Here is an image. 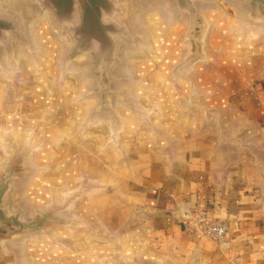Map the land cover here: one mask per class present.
Instances as JSON below:
<instances>
[{"label": "crops", "instance_id": "crops-1", "mask_svg": "<svg viewBox=\"0 0 264 264\" xmlns=\"http://www.w3.org/2000/svg\"><path fill=\"white\" fill-rule=\"evenodd\" d=\"M254 2L258 12L250 22L237 25L239 29L231 28L222 14L213 15L211 8L197 9L198 48L192 51L199 55L178 68L189 52L187 19L158 20L140 50L144 55L130 66L135 91L127 95L129 106L108 117L92 110L61 113L60 128L49 127L51 139H44L42 147L36 141L43 151L37 155L43 168L30 178L33 199L28 205L51 206L54 214L67 219L71 198L79 229L85 220L84 195L92 198L87 213H95L93 196L103 193L109 198V239L120 238L119 250H105L107 264H132L135 259L141 264H264V0ZM55 81L50 76L44 83ZM25 83V78L19 82ZM4 94L1 118L9 115L4 102L14 103L17 97L7 87ZM18 109L14 105L10 114L33 115L44 122L53 117L51 112L32 114L30 103L27 111ZM44 128L48 130L45 126L38 132L49 138ZM85 181L92 187L87 192ZM133 182L150 192L153 187L170 189L174 203L152 204L146 191H133ZM63 205L65 209H55ZM197 212L228 224L224 245L182 231L183 221ZM156 232L159 240L153 238ZM65 234L50 236L56 251L49 238L36 243L48 244L42 247L41 262L101 264L99 252L69 254ZM154 244L157 248L148 258ZM33 258V264L40 263L35 252Z\"/></svg>", "mask_w": 264, "mask_h": 264}, {"label": "rangeland", "instance_id": "rangeland-1", "mask_svg": "<svg viewBox=\"0 0 264 264\" xmlns=\"http://www.w3.org/2000/svg\"><path fill=\"white\" fill-rule=\"evenodd\" d=\"M209 2L211 5V8H213V15H217L216 12L219 14L221 13L224 18H227V21L231 23L232 28H235L234 24L240 25L244 24L243 18L238 14L236 8L234 7L235 1L234 0H204ZM1 3V2H0ZM114 8H113V15L118 19L115 21L120 29L126 30L128 33L127 39L124 37L126 42L128 44H132V48L130 50L128 57L124 58V61L121 63V66L116 70L115 72V81L118 80H126L127 78L125 76H128L129 80L134 82V74H131L129 72L131 63L134 64L137 61V57L144 55L140 49H142V42L140 34L143 31H147V26L152 25L157 20H161V18L164 17V19L172 18V9H174V0H116L113 1ZM140 7H142V13L139 12ZM143 7L146 8L143 10ZM124 9V10H123ZM19 10V9H18ZM19 12H22L20 9ZM111 13V14H112ZM132 17L129 19V22H125L128 16ZM14 16L13 14L9 13L7 7H4V5H0V19L4 20H10L12 21L13 28L11 31H3L0 37V82H6L8 83L7 86L0 84V99L4 97L5 88H9V91H13L14 94L17 96L15 99V102L12 103L10 101L4 102V111L5 113L9 114L4 117H0V128H1V134H3V137L1 138V142H3L2 150L0 151V159L2 158L4 161V164L6 160L9 158V155L11 152H14L16 154L14 165L22 167V162L25 157H27V161L29 163L30 167L34 166V162H36L35 157L37 158V155L39 152L37 148H39L40 144H38L39 141H42L44 139H51L49 137V133L45 136L43 133H39L38 130H42V124H51V121L53 120V117L51 120L47 119L46 122H44V118H37L34 119L33 115L31 117H18L11 115L10 113L13 110L14 105L19 106L20 111H27L28 103L31 104L32 107V114L35 112L36 114L42 115L43 113L50 115V111L52 109H59L61 110V107L67 110L74 109H82L83 106L87 110H91L93 108H98L99 110H102V113L105 114L108 117V114H114V110H117L123 106V103L121 101H118L115 98H121L120 95L124 92H126L127 88H125L124 85H118V86H112L109 89L107 88V83L104 81L108 78V72L106 74H99V82L100 85H87L82 84L83 82L82 78L80 77H87L86 73H82V69H76V68H66L69 67L67 64H69L70 61H84L87 58L83 55L84 53H88L91 60H94L96 57V47L93 46L89 47L84 46L83 49L80 48L77 52V41H75V36L73 33L71 34V45L65 44L64 40L61 38L60 34L56 32V28L53 26L50 20L47 19V17H41V16H35L34 17V23H33V30L30 35H25V33L21 32L16 28V25L23 23L25 20L22 19V17ZM22 25V24H21ZM128 25V26H127ZM21 32V33H20ZM14 36V38H13ZM28 39L30 40V43H28ZM123 39V38H122ZM123 39V40H124ZM15 40V42L13 41ZM22 43L23 46H19ZM125 42V41H124ZM73 46L72 50L71 47ZM18 51V55L15 51ZM91 50V51H90ZM68 51V53H67ZM77 52V53H76ZM17 56L18 58L16 59ZM5 57H8L6 59ZM114 58V56H113ZM117 58V57H116ZM101 59H110L102 57ZM7 60V61H6ZM22 61L30 62L27 66V70L24 71L23 68H21L20 63L22 64ZM49 60L52 61V64L49 65L52 68V72L54 74L53 80L60 82L61 80H67L66 84L60 85L55 81L52 85H47V90L44 92V88H42V85L36 83V85L32 84V82H35L34 77L40 78V72L42 69V66H38L40 61ZM114 60V59H113ZM112 60V61H113ZM48 61V62H49ZM107 61V60H106ZM71 64V63H70ZM54 65V66H53ZM33 66V67H32ZM34 66H36L34 68ZM60 67V68H59ZM31 71V72H30ZM77 71V72H76ZM126 74L125 75V72ZM85 72V71H84ZM39 73V74H38ZM103 73V71H102ZM113 73V72H112ZM43 75V74H42ZM111 75V71L109 73ZM113 76H111L112 78ZM15 78H18L22 81V78H25V84H18L12 85L11 80ZM30 80V84H28ZM39 79H37L38 81ZM128 80V79H127ZM77 82V84H76ZM96 82V80H95ZM2 83V82H1ZM104 83V84H103ZM133 84V83H132ZM51 86V87H50ZM75 87V88H74ZM34 88H36V92L34 94ZM91 88V89H90ZM94 88V89H93ZM134 89V86L131 89ZM43 89V91H42ZM100 92V96L104 98L102 101H98V98L96 99L92 93L94 92ZM87 99L84 100L85 105L81 104L79 107H76V103L74 100L77 97L83 96ZM109 96L111 100L109 99ZM74 99L71 102H68L66 105L67 99ZM107 99V100H106ZM47 108L49 109H46ZM56 106V107H54ZM54 107V108H50ZM17 110V109H15ZM60 116V114H59ZM105 117V122L108 120V118ZM104 120V119H103ZM56 125L60 124V117L56 118V121H54ZM14 126V129H16V132H12V128ZM35 127L34 130L35 134L31 129ZM31 128V129H30ZM15 131V130H14ZM44 131V130H43ZM39 133V135H37ZM58 140V138H57ZM38 141V142H36ZM58 142V141H57ZM45 143L43 142L42 145ZM41 145V147H42ZM43 156V153H41ZM29 155V156H28ZM33 156V157H32ZM34 160V162L32 161ZM8 163V162H7ZM17 168V167H16ZM9 169V166H8ZM37 167L33 170V173L37 171ZM9 171V170H8ZM12 171V170H10ZM29 171V170H28ZM28 179L22 182L21 185V191L20 193H23L26 186H27ZM147 182V181H146ZM118 183V182H117ZM121 184V182H119ZM149 181L146 183L148 184ZM123 184V183H122ZM83 191L87 192L92 189L91 183L85 181L83 184ZM102 185V184H101ZM103 188L107 189V186L104 185ZM102 189V186H101ZM133 191H141L142 193L146 194V198L151 200V203L154 205H164V204H173L172 200V192L170 189H163L161 187H153L152 192H150L149 187H144L143 184L139 185L136 182H133L132 184ZM106 192V190H105ZM108 192V190H107ZM155 192V193H153ZM28 197V195H26ZM94 197V210L95 213L87 211L91 210L90 207L92 204V198L91 196L88 197L87 195H84L83 200L81 201V206L84 205V218L85 220L82 222V227L79 229H76L75 227L78 226V218L75 216L77 215L74 211V208L72 209L71 205V198L68 199V205L67 208L70 212L68 214L67 219L60 218L59 213L55 217L51 216V213L44 214L43 219L39 222L37 225H32L35 231H29L26 234L30 236L29 240H23L20 244L16 245L20 249L22 261L24 264H28V259L25 254V246L26 249L28 248V258L31 261V257H33V253L35 252L38 259H40L42 254L44 253V248L46 249L48 244H42L39 243L38 245L33 244L34 238L38 237L42 240H47L49 238V232L53 231L52 228H54L52 225H50L49 221L56 222L55 228V234L54 237H57V235L64 234L66 231L67 234V249L68 253L72 255H76V253L81 252V250L84 252L90 251L88 246H93L92 243L94 242L96 245L94 248L98 250L100 254V258H103L101 261L102 264H107L109 262L107 259V255L105 250L107 249H114L119 250V239L110 240L109 237L112 233V230L109 229V217L107 214L109 205V198L103 196V193H100L99 196H93ZM65 209V205L62 207L56 208V210ZM73 211V213H72ZM82 210L78 213L82 215ZM212 221H222L219 218L211 219ZM66 224V226L60 228L59 226H62ZM164 226V225H162ZM161 226V227H162ZM65 228V230L63 229ZM94 228V229H93ZM164 228V229H163ZM167 227H162L161 230H165ZM61 229V230H60ZM67 229V230H66ZM182 231L185 233H188L182 228ZM75 236H78V239L82 238V245H79L78 240H75ZM111 238V237H110ZM153 238L157 240L160 237H157V232L153 235ZM158 239V240H159ZM31 242V243H30ZM114 242V243H113ZM160 242V241H159ZM49 243H51V247L53 249L59 250L58 245H54L53 239L50 240ZM217 243V242H215ZM225 243V242H223ZM111 244V245H110ZM117 244V245H115ZM221 244V243H217ZM224 245V244H223ZM37 247V248H36ZM44 247V248H42ZM133 248V247H132ZM157 248L156 244L154 246L149 247L148 253L146 256L151 257L154 255V250ZM93 250V252H94ZM152 251V253H150ZM40 252V253H39ZM136 253V250H134ZM137 255V253H136ZM39 256V257H38ZM150 262V261H149ZM92 261H87L86 264H92ZM151 263V262H150ZM45 264V263H42ZM132 264H141V262L138 259H135Z\"/></svg>", "mask_w": 264, "mask_h": 264}, {"label": "water", "instance_id": "water-1", "mask_svg": "<svg viewBox=\"0 0 264 264\" xmlns=\"http://www.w3.org/2000/svg\"><path fill=\"white\" fill-rule=\"evenodd\" d=\"M10 1L11 0H0L1 2L0 5L2 4L4 5V7H7V5L10 4ZM33 1L37 3L39 9L46 11L48 13V16L50 18L49 20L51 21L53 26L56 28V30H59L61 27H63L64 29L63 34L67 36L69 42H71V34L73 33V35L75 36L74 37L75 41H77V44H76L77 52L78 50H80V48L83 49L85 44L86 46H88V48L89 47L93 48V46L96 47L97 52H96V57L94 60L90 59L88 53H84L83 55L87 58L86 60L81 61V62L70 61L69 64H67L69 67H66V68L67 69L68 68L78 69L79 67H82V69H84L82 73L83 74L86 73L87 77L85 78L80 77V79L81 78L83 79L82 80L83 82L81 83L87 84V85L97 84L99 86L100 85V82H99L100 75L99 74H106V72H108V78L104 81V83L105 82L107 83V86H108L107 88L109 89L112 86L124 85L125 88H127L126 92L120 95L121 98H115V99L123 103L122 107L129 106L130 102L127 100L128 99L127 95L135 91V86H134L135 82H132L131 80H129L128 76H125L128 80L120 79L117 82L115 81L116 70L121 66V63L124 61V58L128 57L127 56L129 55L128 52H130L132 48V44H128V42H126V40L124 39V37L127 39L128 33L126 32V30H123V29L121 30L118 24L115 22L118 19L113 15L112 11L115 5V3L113 4V1H116V0H33ZM234 1L236 2L234 7L236 8L238 14L243 18L244 23H248V21L250 22V19L252 18L254 11L258 12L259 10L257 3H255L254 0H234ZM173 5L175 8L172 9L171 19L173 18L178 19L180 17L182 18L185 17L187 19V30H186L187 39H188L187 41L190 43L188 56L187 58H185V60H182V62L177 65V68H178L179 66L189 65L190 63L194 62L197 59V56L199 55V53L192 51L198 48L197 37H194V35L197 34L198 25H199V22L201 21V16L199 14L200 11L197 9L211 8V5L209 4V2L204 1V0H174ZM211 9L214 10L213 8ZM13 15L16 16L15 14ZM128 18L129 19L131 18V21H132V17L129 15L127 19L125 20V22H129ZM17 19L19 18L17 17ZM171 19H169V23L171 22ZM12 23L13 22L10 20L7 21L4 19H0V37L1 38L3 37V35L1 36L3 31H7V32L11 31V29L14 26ZM228 23L230 27L232 28L231 23L229 21ZM154 24L148 25L146 29L147 31H143L140 34L141 36L140 42L143 43L142 49L140 50H143L145 48V44L147 43V37ZM234 25L236 28L237 24H234ZM16 28H18V30L23 32L21 28V24L16 25ZM237 29H239V27H237ZM13 41L15 42V40ZM28 43H30L29 39H28ZM71 44L72 43H70V45ZM19 46H23V44L22 43L20 44L19 42ZM121 46L122 48H120ZM123 47L127 48L126 50L127 52H125ZM72 48L73 46L71 47V50ZM102 57L110 58V59H101ZM48 61L49 60H44V61L39 62L38 66H42V69L39 75L40 78H37L39 79L37 81L36 77H34V80L36 81V83L42 85V88L47 86V84L44 83V80L46 78H49L50 76H52V78L54 76L52 72L53 70L51 69L52 67L49 66L52 64V61L51 62L50 61L48 62ZM21 62H22V64L20 63L21 68H23V70L26 71L28 69L27 66L29 65L30 62H28V60L27 61L21 60ZM131 65L134 66V64H131ZM35 67L36 66H34V68ZM110 71H111V75H109ZM124 72H125V75H127L126 71ZM129 72L131 73L130 69H129ZM111 76L113 77L111 78ZM60 82H63V83H60V85L69 83L67 82V80L65 81L61 80ZM131 85L132 87L134 86V89L133 88L131 89ZM92 94L93 95L96 94L94 97L96 99L98 98L99 102L104 100V98L100 96L101 94L99 91L95 93L93 92ZM82 95L83 96L78 97V98H83L82 101H75L77 99L76 98L75 100L69 99L68 102L72 103V101L74 100V102L80 103V104H76V107H79V105L81 104L85 105L86 102H84V100H86L87 98L84 97V94ZM109 99L111 100L110 96H109ZM54 107H50V108L52 109ZM82 110H87V109L82 108L79 110L78 108L77 109L72 108V110L70 111L69 110L65 111L64 109L60 111L57 108L52 109V111L50 112L53 115V120L51 121V124H44L43 127L48 126V130L45 128L44 130H46V133H47L48 131H51V129L53 128H54L53 131H55L56 129H59L60 128L59 126L61 124L56 125L54 121H56L57 117H60V120H61V113L66 115L69 113H73L74 111H82ZM91 110L94 111V114L96 113L103 114L102 110H99L98 108H93ZM91 110H87L86 112L87 113L88 111L91 112ZM69 121H70V117H68V124H71L69 123ZM49 127L51 129H49ZM11 131L16 132V129L13 128ZM2 137H3V134H1V138ZM0 147H1L0 151L2 150V148L4 149L3 142H0ZM36 150L38 152L40 150V147L37 148ZM15 157H16V154L14 152H11L5 164H4L5 160H3L2 158L0 159V264H12L16 256V253L6 249V246H5L6 243L16 242L18 239L22 237H25V240L27 239L29 240L30 236H28V234L26 233L29 232L30 230L35 231L32 225L35 226L39 224V222L43 219L44 214L51 213L52 217L56 216V214L53 213V210L51 211V206H47L46 208L42 207L43 209L42 208L35 209L28 205L29 204L28 202H32V199H33V197L30 194V189H29L30 178L34 174H36L39 169L43 168V166L38 165V160L35 157L34 160H36V162H34V160L32 159V161L34 162V166L32 168H27L25 165V159H26L25 157L23 159V162L21 163L22 167L21 165H19V166H16L17 167L16 168L14 165ZM8 166H9V169H8ZM36 167L38 168L37 171L34 172V174H32L33 170ZM25 177H28L27 186L24 192L20 193L15 188V183L24 179ZM26 195H28V197ZM36 199L40 200V198L38 197ZM183 217H186V216L184 215ZM49 223L53 227H55L54 225H56V222L54 221H49ZM63 226L65 227L66 225L64 224ZM63 229L65 230V228ZM52 230L53 231L49 232L50 233L49 235L54 237L55 230L54 228H52ZM82 238L84 239L83 236H81V238L78 239L79 245L83 244ZM76 239L77 238L75 236V240ZM31 241H33V244L36 246L37 245L36 243L42 241V239H39L38 237H36ZM92 245L93 246H88L90 251H87V252L82 251V252L85 255L89 254L90 256H92L91 255L92 253L98 254V250L97 249L94 250V248H96L95 247L96 244L93 242ZM25 254L28 259V264H33L34 258L31 257V261H30V259L28 258V248L26 249V246H25ZM36 259L37 261H40L39 264L44 263V262H41L40 259L38 258ZM102 260L103 258L99 257L100 263Z\"/></svg>", "mask_w": 264, "mask_h": 264}, {"label": "bare ground", "instance_id": "bare-ground-1", "mask_svg": "<svg viewBox=\"0 0 264 264\" xmlns=\"http://www.w3.org/2000/svg\"><path fill=\"white\" fill-rule=\"evenodd\" d=\"M7 9L10 13L15 14L17 17H22L23 20L26 19V21H24L23 23H21V28L23 33H25V35H30L32 33L33 30V21H34V17L35 16H41V17H47V19L49 20V16L48 13L46 11H43L41 9H39L38 5L36 2H34L33 0H11L10 4L7 5ZM21 9L22 12H19V10ZM146 8L143 7V10H145ZM142 7H140L139 12L142 13ZM211 17V16H210ZM209 19V18H208ZM133 21V20H132ZM61 29V30H60ZM59 30H56V32L58 34H60V36H62L61 38L64 40L65 44L69 43V40L67 38L66 35L63 34V27H61ZM153 40V39H152ZM70 45V44H68ZM122 48V46L120 47ZM171 48V47H170ZM125 52H127V48H124ZM156 49V48H155ZM121 50V49H120ZM16 54L18 55V51H15ZM151 54V53H150ZM16 59L18 58L17 56H15ZM6 59H8V57H5ZM149 58V57H148ZM143 59V58H142ZM7 61V60H6ZM132 64V63H131ZM132 66V65H131ZM78 69H82V67H79ZM84 70V69H82ZM149 75V74H148ZM147 86V85H146ZM142 87V86H141ZM145 87V86H144ZM144 91V90H143ZM149 92V91H148ZM25 165L27 168H32L29 166V163L27 161V157L25 159ZM28 177H25L24 179L18 181L15 183V188L20 192L21 191V185L22 182L27 180ZM9 204V203H8ZM11 208V207H10ZM13 208V207H12ZM23 240H25V237H22L20 239H18L16 242H12V243H6V249L9 251H12L14 253H16L14 262L12 264H24L22 261V256H21V252L20 249L18 247H16V245L20 244Z\"/></svg>", "mask_w": 264, "mask_h": 264}, {"label": "built area", "instance_id": "built-area-1", "mask_svg": "<svg viewBox=\"0 0 264 264\" xmlns=\"http://www.w3.org/2000/svg\"><path fill=\"white\" fill-rule=\"evenodd\" d=\"M185 230L188 233H198L202 236L210 238L214 242L224 244V240L229 231L228 224L224 221H212L197 212L191 218L183 221Z\"/></svg>", "mask_w": 264, "mask_h": 264}]
</instances>
